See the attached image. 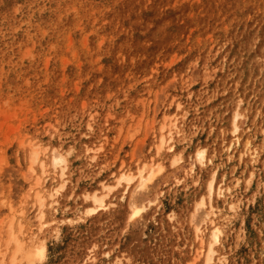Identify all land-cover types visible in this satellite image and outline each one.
Returning a JSON list of instances; mask_svg holds the SVG:
<instances>
[{"label":"rangeland","instance_id":"obj_1","mask_svg":"<svg viewBox=\"0 0 264 264\" xmlns=\"http://www.w3.org/2000/svg\"><path fill=\"white\" fill-rule=\"evenodd\" d=\"M227 32L251 59L223 54ZM263 44L264 0H0V221L9 195L34 225L32 201L19 207L28 144L59 148L70 165L58 216L37 237L44 259L16 264H193L190 214L215 170L229 191L216 200L214 263L264 264ZM236 107L247 154L226 148ZM170 116L184 160L174 169L166 150L159 157L148 199L159 194L160 217L148 210L131 224L118 202L85 216L81 195L149 162ZM87 147H102L97 161ZM200 148L212 164L186 175Z\"/></svg>","mask_w":264,"mask_h":264},{"label":"bare ground","instance_id":"obj_2","mask_svg":"<svg viewBox=\"0 0 264 264\" xmlns=\"http://www.w3.org/2000/svg\"><path fill=\"white\" fill-rule=\"evenodd\" d=\"M222 38L223 45L225 46L226 43L229 45L228 48L223 50V54L235 55L242 51L248 58L251 59L253 57L249 54L253 52L252 49L239 46L241 40L240 38H235V32L231 34L227 32ZM261 49L264 50V44ZM259 53L263 52L260 51ZM241 117L239 107L234 108L229 119L230 130L228 134L230 139L226 146L227 152H231L234 147H239L242 143L246 154L250 151V142L248 139L243 140L240 135L239 121ZM175 124L176 119L174 116L168 117L161 124L157 143L153 146L154 151L149 162L142 164L134 171L131 169L123 171L122 169L118 174L112 176V182L108 180L102 181L97 185V189L82 194L83 214L92 218L100 212L106 213L112 208L111 206H115L118 202L123 204L125 211L128 213V222L131 224L138 221L148 210H152L155 216L158 215L160 217L163 210L157 200L159 194H156L153 200L148 198L152 196L150 190L155 178L164 172L162 162L159 160V157L165 152L164 150L170 156L168 165L171 168L178 169L183 163L184 158L181 154L174 155L175 145L172 143V139L174 136L173 130L176 129ZM101 150L102 147L97 149L87 147L84 153L88 156L90 154L88 160L95 162L97 154ZM24 155L27 163L29 162L24 167L23 176V181L27 184V193L20 199L19 207L26 206L29 201H32L34 209V222H32L34 225L32 229H30L31 227H26L22 221V212L17 208L18 205L12 202L9 195H6L5 203L3 204L5 214L0 221V264H16L19 259H24L29 263L41 262L44 259L45 246L40 241L36 242L37 237L58 216L59 198L64 194L70 183V165L67 161V156L61 149L34 143L28 144V149ZM207 155L206 148L197 149L185 174L192 175L195 169L211 165L212 161L207 158ZM241 155L244 156L243 153ZM216 178L217 172L215 170L207 182L205 195L199 197L190 214L193 234L200 244L193 264L196 261L200 262L199 264H215V256L218 253L217 247L224 236L223 225L218 220L219 210L216 206L218 203L216 200L224 198L229 190L216 184ZM176 182L181 184L182 180L178 179ZM47 209L51 210V217L47 215ZM33 229L37 232H34ZM9 254L10 257H8ZM106 256L109 257L108 255ZM224 262L223 264H225ZM112 264H121V261L118 258H114Z\"/></svg>","mask_w":264,"mask_h":264}]
</instances>
